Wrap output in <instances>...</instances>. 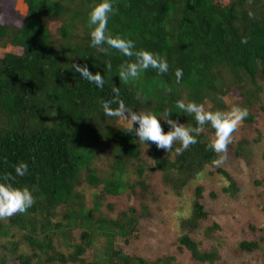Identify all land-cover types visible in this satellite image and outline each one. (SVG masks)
I'll return each instance as SVG.
<instances>
[{
    "label": "trees",
    "instance_id": "obj_1",
    "mask_svg": "<svg viewBox=\"0 0 264 264\" xmlns=\"http://www.w3.org/2000/svg\"><path fill=\"white\" fill-rule=\"evenodd\" d=\"M14 1L0 0V48L9 47L0 54V177L15 175L14 166L27 163L28 173L13 183L27 187L35 203L24 214L0 220L7 251L19 264H174L171 255L147 258L126 248L139 235V219L150 213L146 196L153 188L147 173L156 168L161 181L176 191L196 180L217 156L202 132L181 155L175 152L179 143L174 144L170 159L169 152L142 144L119 119L105 116L102 102L113 99L117 87L128 107L155 113L167 132L160 116L169 109L170 118L195 126L193 117L177 113V100L226 111L224 97L234 89L238 98L231 106L246 107L243 123L254 124L252 108L264 101V0H112L119 11L109 16L110 33L132 39L137 49L157 53L169 64L166 74L149 68L128 84L120 81L118 70L129 58L91 46L88 14L98 0H20L23 13L10 10ZM74 62L100 73L103 88L74 72ZM177 68L183 71L180 84ZM257 108L264 111V104ZM204 130L214 135L210 125ZM238 143L236 154L244 145ZM215 171L226 181L222 191H237L225 170ZM257 183L264 184V177ZM136 187L137 207L115 216L101 209L105 196L133 193ZM200 195L196 185L190 215L179 221L177 242L193 261L212 263L216 250H199L193 236L207 216ZM217 228L211 222L202 232L212 236ZM22 243L27 251L15 253ZM5 246L0 243L1 249ZM260 248L264 236L235 245L238 252ZM88 249L90 258L85 257Z\"/></svg>",
    "mask_w": 264,
    "mask_h": 264
},
{
    "label": "rangeland",
    "instance_id": "obj_2",
    "mask_svg": "<svg viewBox=\"0 0 264 264\" xmlns=\"http://www.w3.org/2000/svg\"><path fill=\"white\" fill-rule=\"evenodd\" d=\"M24 12V5L20 0L14 1L10 10ZM9 47L0 48V54ZM238 98L236 90L229 91L224 101L230 108L232 101ZM264 104L260 99L252 108L256 117L254 124H244L233 135V142L228 146L227 160L220 166L206 165L196 180L189 182L180 189L165 185L160 179V171L156 168L149 169L147 181L151 183L152 193L146 196L150 207V213L139 219V235L133 239L126 248L138 255L154 258L160 255H171L174 264H264V249H256L251 253L235 250L236 243L241 239H257L264 236V184L257 183L264 177V111L257 106ZM207 109L208 104L204 105ZM126 126L127 121L119 120ZM208 139L211 135L203 131ZM239 141L244 145L239 153L234 151L239 146ZM173 152H169L168 158L172 159ZM217 158V157H216ZM151 162L150 156L146 158ZM215 167L225 170L238 186L237 191H222L226 185L224 178L215 171ZM201 186L200 202L203 204L207 216L202 221L198 231L193 235L198 242L201 251L215 249L218 259L212 263L193 261L187 249L179 246L177 236L179 234V221L188 217L191 212V203L194 198V187ZM98 192V189H92ZM139 189L135 192H123L114 196H105L102 210L111 216H115L119 210L128 206L137 207L141 197ZM88 197L89 193H86ZM89 204L88 200L86 201ZM111 204V209L106 207ZM211 222L218 224V228L212 230V236H205L202 232ZM78 230L73 231L76 237ZM17 236L9 238L16 240ZM5 238L0 239L5 249L0 248V264H19L13 253L8 252L10 245ZM101 243H97V247ZM98 249V248H96ZM95 249V250H96ZM64 250V249H63ZM93 250L94 252H97ZM25 244L15 248V253L26 252ZM91 249L86 251L85 257L90 258Z\"/></svg>",
    "mask_w": 264,
    "mask_h": 264
},
{
    "label": "clouds",
    "instance_id": "obj_3",
    "mask_svg": "<svg viewBox=\"0 0 264 264\" xmlns=\"http://www.w3.org/2000/svg\"><path fill=\"white\" fill-rule=\"evenodd\" d=\"M118 11L119 9L114 7L112 0H98L90 8L88 27L91 46L106 54H109L110 49H114L129 58V61L123 63L118 70L119 79L124 84L135 81L141 73L149 68L154 69L160 75L166 74L169 71V64L165 58L143 48L137 49L132 39L110 33L108 30L109 16L117 14ZM249 17L254 18L251 11ZM2 19L6 20V17ZM19 26H23L21 21H19ZM241 42L247 43V38H243ZM71 67L85 80L101 89L103 88L104 79L100 73H93L87 65L76 62ZM106 67L111 71L110 62ZM182 76V69L177 68L175 70L177 84L181 83ZM167 91H171V89H167ZM112 92L114 94L113 99L102 102L104 115L127 121L124 131L134 133L138 136V140L147 146L152 143L156 145L157 149L169 152L173 145L178 142L180 146L175 148V152L177 155H181L191 145L198 143L197 137L204 131L205 125H210L214 129V135L209 138L207 148L217 156L213 160L215 166H220L227 160L228 146L233 142V135L249 115L248 109L239 105H232L226 111H212L206 109L204 104L177 100L175 103V108L179 110L177 113H184L193 117L195 126L178 123L177 120L170 118L173 111L169 109L163 116H160L169 126V131L165 132L155 113L135 111L120 99L119 88L114 87ZM137 99H141L140 93H137ZM144 99L146 100L147 97ZM221 99L223 98L221 97ZM113 104L116 107H112ZM14 172L15 175L6 172L0 177V220H7L14 215L24 214L35 203V199L27 187H17L13 183L17 177H23L28 173V164L25 162L18 163L14 166Z\"/></svg>",
    "mask_w": 264,
    "mask_h": 264
},
{
    "label": "crops",
    "instance_id": "obj_4",
    "mask_svg": "<svg viewBox=\"0 0 264 264\" xmlns=\"http://www.w3.org/2000/svg\"><path fill=\"white\" fill-rule=\"evenodd\" d=\"M24 11H25V6H24Z\"/></svg>",
    "mask_w": 264,
    "mask_h": 264
}]
</instances>
